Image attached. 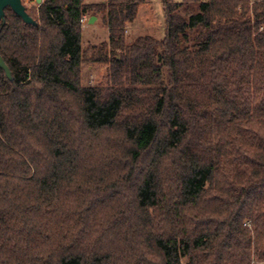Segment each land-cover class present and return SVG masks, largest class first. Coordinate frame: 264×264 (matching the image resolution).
I'll return each mask as SVG.
<instances>
[{
	"label": "trees",
	"instance_id": "16d2710c",
	"mask_svg": "<svg viewBox=\"0 0 264 264\" xmlns=\"http://www.w3.org/2000/svg\"><path fill=\"white\" fill-rule=\"evenodd\" d=\"M145 1L4 11L0 264H264V0H160L163 37L128 40Z\"/></svg>",
	"mask_w": 264,
	"mask_h": 264
},
{
	"label": "rangeland",
	"instance_id": "374dc122",
	"mask_svg": "<svg viewBox=\"0 0 264 264\" xmlns=\"http://www.w3.org/2000/svg\"><path fill=\"white\" fill-rule=\"evenodd\" d=\"M105 0H84L85 3H101ZM206 2L207 0H200ZM180 3L182 0H173ZM26 12L38 20V7L34 0H21ZM92 19L87 23V18ZM81 22V48L82 50L98 47L107 43V28L102 23V15H86ZM164 11L160 0H146L138 8L137 15L131 25L126 29L127 39H134L139 35H150L155 39H161L164 35ZM107 65L101 63L83 62L80 68V85L82 87L105 86L107 82ZM262 264V263H256Z\"/></svg>",
	"mask_w": 264,
	"mask_h": 264
},
{
	"label": "water",
	"instance_id": "95a60500",
	"mask_svg": "<svg viewBox=\"0 0 264 264\" xmlns=\"http://www.w3.org/2000/svg\"><path fill=\"white\" fill-rule=\"evenodd\" d=\"M35 4L40 5L42 0H34ZM9 9L14 15L19 17L25 25L35 27L36 22L27 14L25 7L22 5L21 0H0V22L4 20V11ZM92 19V18H91ZM0 70L3 71L7 80H11V74L0 57Z\"/></svg>",
	"mask_w": 264,
	"mask_h": 264
},
{
	"label": "crops",
	"instance_id": "0c3cea01",
	"mask_svg": "<svg viewBox=\"0 0 264 264\" xmlns=\"http://www.w3.org/2000/svg\"><path fill=\"white\" fill-rule=\"evenodd\" d=\"M85 17H86V16H84L83 19H85ZM86 18H87V17H86ZM91 18H92V17L87 18V23L91 20ZM83 19H82V21H83Z\"/></svg>",
	"mask_w": 264,
	"mask_h": 264
}]
</instances>
